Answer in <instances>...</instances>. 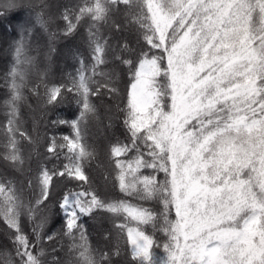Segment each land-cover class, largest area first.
Masks as SVG:
<instances>
[{
	"label": "snow or ice",
	"instance_id": "obj_1",
	"mask_svg": "<svg viewBox=\"0 0 264 264\" xmlns=\"http://www.w3.org/2000/svg\"><path fill=\"white\" fill-rule=\"evenodd\" d=\"M41 5L36 19L46 28L47 5L43 0ZM15 7V0H0L3 11ZM116 14L123 16V26L112 19ZM62 19L65 34L81 20L91 22L93 63L86 68L81 60L70 85L45 88L47 104L62 102L71 92L80 106L76 119L52 121L68 125L73 135L51 136L46 159L63 156L67 162L41 165L34 201L25 202L13 181L0 179V221L12 247L0 253V264H111L108 253L92 249L80 222L97 211L123 218L115 227L126 233L136 264H264V0H81L77 8H65ZM108 23L127 28L144 43L134 51L126 42L115 54L128 66L131 83L122 109L127 142L117 140L110 148L119 189L137 203L103 198L85 172L95 151L86 142L87 119L96 112L90 97L102 88L118 91L111 86L112 75L100 70L108 63L109 45L99 26ZM24 47L23 39L16 43L7 74L10 95L2 126L4 159L17 168L24 164L20 141L35 144L22 129L19 111L21 65L31 63ZM124 52L135 63L119 54ZM128 153L134 158L119 159ZM160 172L162 180L156 177ZM54 177L82 182V190H66L59 202L70 259L58 258L53 247L46 262L42 241L50 217L45 202ZM143 202H155L160 210ZM148 227L159 228L167 242L156 244ZM154 245L164 249L165 259L155 256ZM112 255H119L118 247Z\"/></svg>",
	"mask_w": 264,
	"mask_h": 264
},
{
	"label": "trees",
	"instance_id": "obj_2",
	"mask_svg": "<svg viewBox=\"0 0 264 264\" xmlns=\"http://www.w3.org/2000/svg\"><path fill=\"white\" fill-rule=\"evenodd\" d=\"M48 0L46 10L55 18V40L52 44L46 46L47 38L44 37L43 28L36 19V9L24 4L8 11H3L0 15V179H7L14 182L18 192L25 202L35 200L39 196L36 177L40 171L41 165L51 168L55 163L61 165L66 163L63 156L60 160L46 159L49 156L47 147L51 136L62 137L72 136V128L68 125H54L52 121L58 117L64 120H74L78 117L80 106L77 104V97L69 92L64 93L62 102L47 104L45 97V88L53 85H70L71 78L76 77L78 70L83 65L88 68L92 65L91 48L89 45V27L91 22L87 19L81 20L76 30L65 34L66 23L62 19V13L65 8L75 9L81 3V0ZM123 8V6H121ZM116 23L124 25L125 21L122 15L116 14L112 18ZM51 28L47 21V28ZM43 31V33H42ZM99 34L107 39L109 49L107 52L108 63L101 66V71L112 75L114 86L117 92H109L107 89H101L99 95L90 97L92 103L96 106V112L87 119L86 142L94 149V156L91 157L85 167V172L89 176L92 188L103 198L112 200H131L137 201L133 197H128L122 193L116 179L118 169L110 155V148L117 140L126 141V133L123 127L124 112L122 109L127 104V93L131 83V73L127 65L121 64L115 59L118 49L128 43L134 51L144 47L143 41L137 43L134 33L129 32L127 28L122 27L117 30L111 26V23L101 24ZM24 40V55L32 58L30 64H22L24 72V86L22 94L24 99L19 104L22 129L32 136L35 144L26 140L20 141L21 154L24 158V164L19 168L14 167L11 162L4 159V136L2 126L6 122L4 102L9 99L10 90L7 83V74L15 63V46L18 41ZM69 58L62 64L54 62L62 50L68 48ZM49 49V51H47ZM47 51V52H46ZM46 52V56L45 55ZM125 59L134 57L128 53H119ZM64 57V54L62 55ZM96 81L104 83V78L97 76ZM95 85H93L94 87ZM59 99V98H58ZM40 115L34 117L37 111ZM43 134L40 141L38 135ZM37 135V138H36ZM60 142L59 139L57 141ZM33 149H42L41 155L34 154ZM65 152L67 150L65 149ZM135 153H128L127 156L119 157L121 160H131ZM31 164L34 170L28 176L29 172H21L23 166ZM142 174L152 175L153 170L142 169ZM158 180H162L164 173H156ZM31 180V187L29 181ZM79 181H67L64 178L54 177L52 189L50 190L46 214L50 217L49 223L44 229L45 239L42 241L45 249L43 259L51 261L52 249H57L55 255L61 260L67 261L70 257L67 253L69 240L63 235V214L59 209V202L68 189L75 191L82 190ZM87 187V186H85ZM145 207H151L159 211L160 206L155 202H143ZM175 218L173 212L170 219ZM86 230L88 241L92 249L97 252H106L110 256L111 264L123 262L124 264H136L131 256V245L127 241L126 233H121L115 227V224L124 223L122 217H113L111 214L97 211L90 216L82 217L80 221ZM25 230L30 233L31 224L24 218ZM5 225L0 221V253L4 251L11 252L12 247L5 234ZM151 235L156 244H164L167 237L162 231L145 229ZM52 232L58 233L53 241L46 239ZM63 246V247H61ZM119 248V255H112ZM152 251L158 259H165L166 253L162 247L153 246Z\"/></svg>",
	"mask_w": 264,
	"mask_h": 264
},
{
	"label": "rangeland",
	"instance_id": "obj_3",
	"mask_svg": "<svg viewBox=\"0 0 264 264\" xmlns=\"http://www.w3.org/2000/svg\"><path fill=\"white\" fill-rule=\"evenodd\" d=\"M16 4L17 5H20V4H24L26 6H31V7H34L36 9L37 12H40L42 10V5H41V0H15ZM59 3V0H56L54 1V4H58ZM43 4L44 5H47L48 4V0H43ZM43 13H44V19L48 22H50V26L51 28L49 29H46L45 27L43 28V31L42 33L44 34V37L47 38V41H46V46L49 47V45L52 44V41L55 40V36L52 37L50 34L51 33H55V18L50 14V12H48L46 10V7H43ZM72 46L70 45L68 48H65L62 50V53H59L57 59L54 61L56 62L57 64H62L63 62H65V59L69 58L68 56V52H69V48H71ZM47 51H49V49H47ZM46 51V52H47ZM46 52H45V55L46 56ZM64 54V57H62V55ZM32 59V58H31ZM39 110L37 111V114L35 113L34 117L37 116V115H40V113H38ZM41 134V133H40ZM38 139L41 141L43 139V134L41 135H38ZM36 138H37V135H36ZM34 154H39L41 155L42 153V149H33ZM21 172H29L27 175L30 176L32 174L33 176V173H34V170L32 169L31 167V164H27V166H23V168L20 169ZM116 264H124L123 262H118Z\"/></svg>",
	"mask_w": 264,
	"mask_h": 264
}]
</instances>
